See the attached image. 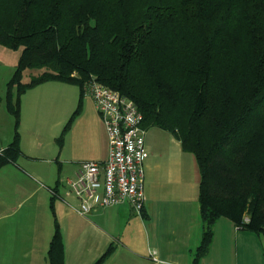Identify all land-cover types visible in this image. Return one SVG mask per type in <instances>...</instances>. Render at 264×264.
Segmentation results:
<instances>
[{
	"label": "trees",
	"instance_id": "1",
	"mask_svg": "<svg viewBox=\"0 0 264 264\" xmlns=\"http://www.w3.org/2000/svg\"><path fill=\"white\" fill-rule=\"evenodd\" d=\"M0 45L20 50L6 82L14 133L0 168L20 154L25 90L76 84L80 100L65 130L94 78L131 99L145 128L170 131L194 154L203 224L194 264L220 217L264 235V0H0ZM46 258L63 264L57 222Z\"/></svg>",
	"mask_w": 264,
	"mask_h": 264
},
{
	"label": "crops",
	"instance_id": "2",
	"mask_svg": "<svg viewBox=\"0 0 264 264\" xmlns=\"http://www.w3.org/2000/svg\"><path fill=\"white\" fill-rule=\"evenodd\" d=\"M56 81L39 83L20 95V154L0 168V264H47L55 222L62 236L63 264H93L110 244L114 248L102 264H194L203 232L194 154L183 150L170 131L146 128L142 213L127 202L78 213L70 206L77 201L68 181L78 161L107 159L108 138L93 100L84 92L81 110L64 130L80 89L74 97L67 85L72 83ZM13 133V126L5 131L0 151ZM197 264H264V235L220 217Z\"/></svg>",
	"mask_w": 264,
	"mask_h": 264
},
{
	"label": "built area",
	"instance_id": "3",
	"mask_svg": "<svg viewBox=\"0 0 264 264\" xmlns=\"http://www.w3.org/2000/svg\"><path fill=\"white\" fill-rule=\"evenodd\" d=\"M83 92L93 100L104 124L108 156L105 161L77 162L74 177L68 181L77 205L70 206L86 215L96 208L127 202L140 214L145 202L143 162L148 156L143 114L131 99L94 78L84 84Z\"/></svg>",
	"mask_w": 264,
	"mask_h": 264
},
{
	"label": "rangeland",
	"instance_id": "4",
	"mask_svg": "<svg viewBox=\"0 0 264 264\" xmlns=\"http://www.w3.org/2000/svg\"><path fill=\"white\" fill-rule=\"evenodd\" d=\"M19 54H20V50H14L0 45V139L4 135L5 131L13 126V122H14V118L6 110L5 91H6V82L9 80V78L13 73ZM38 72H39L38 70H34L32 73L36 74ZM30 73L31 70H27L22 80L27 81L30 78ZM67 85H69L68 87L73 89L74 97H75L77 91L79 92L78 86L73 84L72 85L67 84ZM41 165L45 170H47V165H48L47 163H43Z\"/></svg>",
	"mask_w": 264,
	"mask_h": 264
}]
</instances>
